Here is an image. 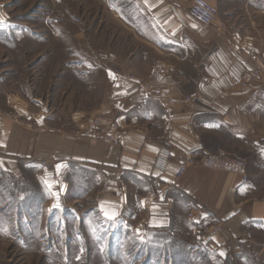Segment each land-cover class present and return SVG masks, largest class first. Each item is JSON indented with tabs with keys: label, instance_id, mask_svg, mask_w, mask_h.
<instances>
[{
	"label": "crops",
	"instance_id": "0c3cea01",
	"mask_svg": "<svg viewBox=\"0 0 264 264\" xmlns=\"http://www.w3.org/2000/svg\"><path fill=\"white\" fill-rule=\"evenodd\" d=\"M93 1L101 11L71 31L84 55L63 60L24 56L13 33L26 27L0 4V170L33 166L43 205L88 202L101 221L164 233L186 260L194 242L195 264H264V78L240 81L264 69V0H203L209 24L194 0ZM104 12L136 43L124 60L89 36ZM218 151L245 160L246 180L201 166L175 177L185 155Z\"/></svg>",
	"mask_w": 264,
	"mask_h": 264
},
{
	"label": "rangeland",
	"instance_id": "374dc122",
	"mask_svg": "<svg viewBox=\"0 0 264 264\" xmlns=\"http://www.w3.org/2000/svg\"><path fill=\"white\" fill-rule=\"evenodd\" d=\"M0 4L10 15L9 25L26 27L27 35L17 28L13 33L14 40H26L24 56L60 60L84 55L71 31L82 28L86 19L89 22L90 13L101 11L93 0H0ZM96 25L102 32L89 34L93 43L110 47L121 60L135 51V41L116 19L104 12ZM35 30L38 39L30 36ZM17 52L13 46V56ZM34 175L29 165L19 178L0 170V264H195L202 258L194 242L189 243L186 260L181 252H167L179 244L164 233L136 235L118 221H101L80 208L88 202L61 211L43 205L48 191Z\"/></svg>",
	"mask_w": 264,
	"mask_h": 264
},
{
	"label": "built area",
	"instance_id": "2783aa9c",
	"mask_svg": "<svg viewBox=\"0 0 264 264\" xmlns=\"http://www.w3.org/2000/svg\"><path fill=\"white\" fill-rule=\"evenodd\" d=\"M189 12L192 16L198 18L203 23L209 24L215 18L217 11L214 7L208 5L203 0H194L193 4L189 8ZM264 78V69H256L245 71L241 74L240 81L246 82L250 80H256ZM237 80L233 78V82ZM97 123V121L95 120ZM167 151L165 148H161L155 156L154 164L156 167L163 168L167 163ZM41 164H45L44 161ZM201 166L212 168L224 172H228L234 175H239L246 180V162L242 158L232 157L229 154L218 151L215 153H205L200 157L194 155H185L179 163L176 170L175 177L179 178L188 167ZM155 184L158 183V179L153 180Z\"/></svg>",
	"mask_w": 264,
	"mask_h": 264
}]
</instances>
